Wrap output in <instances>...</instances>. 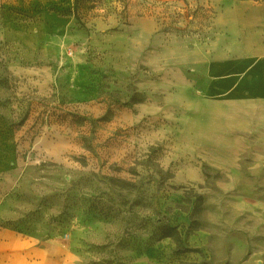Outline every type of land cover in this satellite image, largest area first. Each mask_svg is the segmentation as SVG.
Instances as JSON below:
<instances>
[{"label": "rangeland", "instance_id": "374dc122", "mask_svg": "<svg viewBox=\"0 0 264 264\" xmlns=\"http://www.w3.org/2000/svg\"><path fill=\"white\" fill-rule=\"evenodd\" d=\"M263 29L264 0H0V264H264V128L221 89Z\"/></svg>", "mask_w": 264, "mask_h": 264}, {"label": "crops", "instance_id": "0c3cea01", "mask_svg": "<svg viewBox=\"0 0 264 264\" xmlns=\"http://www.w3.org/2000/svg\"><path fill=\"white\" fill-rule=\"evenodd\" d=\"M253 46L255 54L237 61V68L221 67L223 94H228V101L245 105L232 111L237 116L232 114L226 125L238 132L264 128V29L256 36ZM228 64L233 63L228 61ZM216 73L219 74L218 68Z\"/></svg>", "mask_w": 264, "mask_h": 264}]
</instances>
